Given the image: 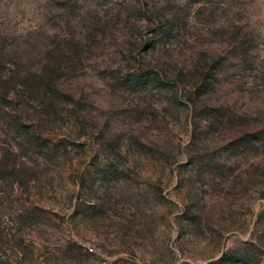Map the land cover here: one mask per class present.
<instances>
[{
	"label": "rangeland",
	"instance_id": "374dc122",
	"mask_svg": "<svg viewBox=\"0 0 264 264\" xmlns=\"http://www.w3.org/2000/svg\"><path fill=\"white\" fill-rule=\"evenodd\" d=\"M133 1L0 0L6 60L28 69L78 41L64 62L83 66L61 76L75 103L57 122L0 99V264H264V140L237 145L236 121L194 129L170 82L216 60L207 102L264 135V0ZM147 3L185 22L140 53L162 83L130 81L125 60Z\"/></svg>",
	"mask_w": 264,
	"mask_h": 264
},
{
	"label": "trees",
	"instance_id": "16d2710c",
	"mask_svg": "<svg viewBox=\"0 0 264 264\" xmlns=\"http://www.w3.org/2000/svg\"><path fill=\"white\" fill-rule=\"evenodd\" d=\"M129 5L132 8H137L132 0H130ZM145 5L148 7V13L141 12L137 16V28L134 32L128 34V42H132V46L138 44L139 47L137 48L142 47V51L137 54L138 56L129 54V59L125 60L129 61L132 59L131 62H133L128 64V68L133 67L131 70L135 72L134 78L130 81L139 82L145 80L143 83L152 81L154 83H162L164 80L160 75L163 74V70L160 69L158 64L139 68L138 62L140 64L143 63L140 53L155 49L159 42L163 45L166 40L171 39L174 31L180 28L179 23L184 25L185 22L184 20L180 22L176 14L171 15L160 11L155 4L150 6L147 3ZM138 9L140 10L141 7L139 6ZM71 41L67 42L71 43ZM163 41L165 42L163 43ZM80 46L78 41L73 45V48H63L60 44L55 43L51 50H48L52 60L45 61L44 64L38 66L34 65L28 69L17 63L9 62L0 53V99L8 100L10 99V94L13 93L14 96L16 94L21 97V101L18 103L22 107L25 109L32 107L34 110L38 107L35 106V101H38L40 109L37 111L43 112L45 121L57 122L60 118V103H75L72 94L62 89L61 76L64 75L65 70L75 73L77 66L83 67L81 62L69 60L72 58V54H80L74 52L78 49L80 50ZM65 49H67V52ZM132 49L133 47L127 48L130 52ZM55 52L58 54L56 55ZM66 57H69L67 59L69 60L68 64L66 61L64 62ZM217 65L219 64L216 60H210L209 62L206 58V60L199 59L196 62H192L189 66L184 65L179 69L173 67L176 73L170 82L174 85L175 94L179 90H183V93H181L184 99L183 102L188 105L191 111L194 129L197 127V122L200 121L217 122L224 126L236 121L235 128L240 133V135H236V144L244 146L246 141L255 147L256 144H260L264 140V135L258 128H252L249 121L250 118L247 115L234 113L227 106L207 102L206 96L214 89V83L218 79L219 66ZM76 75L73 74L74 77ZM163 75L167 76L165 71ZM9 152L14 153L13 151ZM5 163H0V181L5 177L4 174L8 165L7 162ZM11 171L9 170V175Z\"/></svg>",
	"mask_w": 264,
	"mask_h": 264
},
{
	"label": "built area",
	"instance_id": "2783aa9c",
	"mask_svg": "<svg viewBox=\"0 0 264 264\" xmlns=\"http://www.w3.org/2000/svg\"><path fill=\"white\" fill-rule=\"evenodd\" d=\"M91 250V248H89Z\"/></svg>",
	"mask_w": 264,
	"mask_h": 264
}]
</instances>
